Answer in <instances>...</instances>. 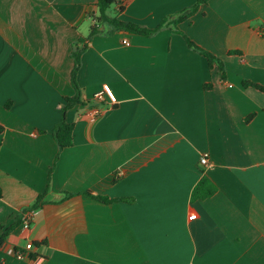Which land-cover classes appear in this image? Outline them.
<instances>
[{
  "label": "crops",
  "instance_id": "crops-1",
  "mask_svg": "<svg viewBox=\"0 0 264 264\" xmlns=\"http://www.w3.org/2000/svg\"><path fill=\"white\" fill-rule=\"evenodd\" d=\"M119 1L116 18L154 29L198 0ZM97 4L0 0V236L14 227L0 262L264 264V92L243 85L264 86V0H210L177 26L225 79L174 26L107 33ZM98 25L77 74L88 102L67 113L73 145L59 153L73 48ZM104 85L116 104L96 99ZM203 176L217 192L192 201ZM29 242L33 260L17 259Z\"/></svg>",
  "mask_w": 264,
  "mask_h": 264
},
{
  "label": "trees",
  "instance_id": "trees-1",
  "mask_svg": "<svg viewBox=\"0 0 264 264\" xmlns=\"http://www.w3.org/2000/svg\"><path fill=\"white\" fill-rule=\"evenodd\" d=\"M210 0H198L195 5L185 9L183 12L171 15L165 18L156 28L149 29L142 27L133 22H125L121 21L116 17H110L107 12L110 7L114 4L119 6V11H123L125 9V4L119 0H98V11L99 16L96 20L99 22L100 26L103 27L108 31L107 33L112 34L117 30H124L130 33L143 35V36H153L156 34L161 28L165 26H174L177 31L178 24L184 21L189 20L200 8L201 5L207 4ZM99 25L92 27L90 34L87 37H82L79 39L78 43L74 46L72 57L74 60V66L71 72V82L76 91V94L73 97H65L64 98V105L62 107V119L61 121L54 127L53 136L54 139L59 147V153L66 148H69L73 145V129L74 125L67 121V113L75 108L79 104H87L88 101L82 99V92L77 83V74L81 67V57L84 52L88 48V44L91 39L98 33H100ZM180 32V31H179ZM188 47L192 50L198 52L199 54L205 56L208 59L209 65L211 68L217 66L222 73V78L225 79V64L224 62L213 53H210L200 46H198L193 40H191L187 35L183 32H180ZM243 85L245 87H253L262 92H264V86L258 85L256 83H252L249 81H244ZM210 86H207L209 88ZM9 107V105H7ZM58 157L56 158L57 161ZM55 165L51 168L50 177L52 172L54 171ZM116 181V180H115ZM217 192V187L215 184L206 176H203L199 183L195 186L192 192V201L197 200H204L209 197H212ZM85 196L92 198L94 200H98L102 203H112V202H126L129 201L128 199H109L106 196H97L93 195L91 192L84 193ZM0 196H1V189H0ZM44 196L38 197L36 202L30 207L28 211H36L38 210L43 204ZM27 212V211H26ZM3 228V227H0ZM14 230V227H9L4 230L2 235L0 236V246L6 241L8 235Z\"/></svg>",
  "mask_w": 264,
  "mask_h": 264
},
{
  "label": "built area",
  "instance_id": "built-area-1",
  "mask_svg": "<svg viewBox=\"0 0 264 264\" xmlns=\"http://www.w3.org/2000/svg\"><path fill=\"white\" fill-rule=\"evenodd\" d=\"M125 44H127L126 41H124ZM108 98L110 103L112 105L116 104L117 99L116 96L114 95L112 89L110 88L109 85H104L103 86V90L96 96V99L99 101L104 100V98ZM100 113L99 109H94L92 111V118H96V116H98ZM200 164L202 166H207L209 164V159H208V155H203L200 159ZM32 212H27L24 214L23 216V227L26 229H29L31 224H32ZM34 244L32 242H29L26 247L25 250H18V251H12V254L15 255V257L19 260H23V259H32V252L34 250ZM33 260V259H32ZM0 264H3L2 262H0Z\"/></svg>",
  "mask_w": 264,
  "mask_h": 264
},
{
  "label": "rangeland",
  "instance_id": "rangeland-1",
  "mask_svg": "<svg viewBox=\"0 0 264 264\" xmlns=\"http://www.w3.org/2000/svg\"><path fill=\"white\" fill-rule=\"evenodd\" d=\"M115 6H116V5L113 4V5L110 7V11H109V13H110L111 17H116V16L118 15V12L115 11Z\"/></svg>",
  "mask_w": 264,
  "mask_h": 264
}]
</instances>
